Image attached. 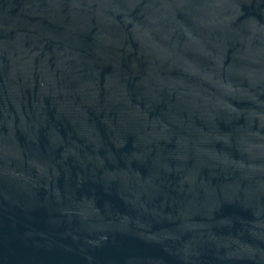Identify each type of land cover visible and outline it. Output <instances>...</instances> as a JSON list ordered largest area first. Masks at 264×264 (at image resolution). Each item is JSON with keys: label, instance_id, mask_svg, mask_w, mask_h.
<instances>
[{"label": "water", "instance_id": "95a60500", "mask_svg": "<svg viewBox=\"0 0 264 264\" xmlns=\"http://www.w3.org/2000/svg\"><path fill=\"white\" fill-rule=\"evenodd\" d=\"M0 264H264V0H0Z\"/></svg>", "mask_w": 264, "mask_h": 264}]
</instances>
